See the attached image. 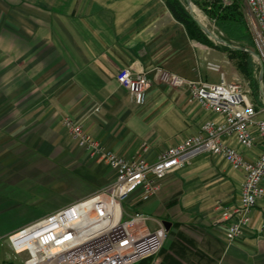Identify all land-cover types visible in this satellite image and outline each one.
Here are the masks:
<instances>
[{"label":"crops","instance_id":"crops-1","mask_svg":"<svg viewBox=\"0 0 264 264\" xmlns=\"http://www.w3.org/2000/svg\"><path fill=\"white\" fill-rule=\"evenodd\" d=\"M215 61L230 64L224 52L189 37L163 0H0V264L15 260L9 235L114 180L101 158L77 145L63 118L123 158L152 162L198 134L205 121H222L189 101L186 89L162 83L155 69L217 83L219 74L213 82L215 72L206 69ZM125 67L152 79L143 105L116 82ZM225 143L247 161L262 152L260 142L245 148L229 137ZM243 181V172L223 158L200 155L137 208L170 222L177 235L188 229L199 242L210 240L215 257L205 264H264V199L235 241L227 242L220 221L219 207L239 204ZM185 247L181 257L169 251L179 264L197 255Z\"/></svg>","mask_w":264,"mask_h":264},{"label":"built area","instance_id":"built-area-1","mask_svg":"<svg viewBox=\"0 0 264 264\" xmlns=\"http://www.w3.org/2000/svg\"><path fill=\"white\" fill-rule=\"evenodd\" d=\"M192 1L189 0L190 6ZM221 1L224 6L236 1L242 6L246 26L263 64L260 103L253 101L244 80L234 76L227 82L216 63L208 62L206 69L219 74L217 83L188 80L156 68V77L162 83L174 89H186L189 101L197 102L222 121H205L198 134L169 146L152 162L143 156L123 158L91 138L70 118H63L61 125L77 145L101 158L113 171L114 180L94 195L9 235L7 241L14 259L26 255L22 264H138L158 255L168 232L162 222L140 211L137 205L154 197L165 177L188 166L200 155L219 156L243 172L239 204L232 208L219 207L227 242L241 236L251 210L258 200L264 199V119H257L264 113V0ZM183 5L189 10L184 0ZM116 82L129 92L136 105L145 103L152 85L147 73L128 67L118 71ZM229 137L245 148L260 142V156L247 161L225 143ZM131 199L134 209L125 211L124 204ZM151 221L156 228L149 231L146 225Z\"/></svg>","mask_w":264,"mask_h":264},{"label":"rangeland","instance_id":"rangeland-1","mask_svg":"<svg viewBox=\"0 0 264 264\" xmlns=\"http://www.w3.org/2000/svg\"><path fill=\"white\" fill-rule=\"evenodd\" d=\"M216 0H213V1H206V0H193V7L195 9H197L201 15L203 16V20L200 21L203 25H205L209 30H211L216 36L218 37H221V38H225V39H228L230 41V43L234 46H246L248 49H251L253 51H255L257 53V49H256V45L252 39V37L250 36V33L248 31V28L246 26V23H245V20H244V15H243V9H242V6L241 4L236 1V8L238 9V13L240 14V17L242 19V22H243V26H239L237 27L236 29H234V31H232V33H227L228 31L226 30H222L221 26H219V22H218V14L217 15H214V13L211 14V11H212V7H211V3L214 2ZM181 2L183 3V0H181ZM216 6L220 5L221 8H224L226 6L223 5V2L221 0H217L216 2ZM193 13V12H192ZM194 15V14H193ZM195 16V15H194ZM196 18V17H195ZM197 19V18H196ZM222 24V22H221ZM241 36H247L248 38L251 39L252 43H253V46L251 47V45L249 46L246 41H243V40H240ZM208 38V37H207ZM209 39V38H208ZM210 41H212L211 39H209ZM199 42V41H198ZM213 42V41H212ZM201 43V42H200ZM214 45H218L220 47H225L223 45H220V44H217L215 42H213ZM204 44V43H203ZM207 45V44H205ZM207 46H210V45H207ZM212 47V46H210ZM212 48H216L222 52L225 53L226 55V58L228 59L229 61V65L227 64H222L220 65L218 62H213V63H216L220 66V69L221 71L225 74V80L227 82H230L232 81V74L233 73H238L239 74V77H240V80H244L247 84H248V87L250 88V91H251V94H252V99L253 101L255 102H259V94H257V92H254V90L252 91L251 89V85H250V82L245 79L237 70H236V67H235V63H236V60L233 59V58H230V56H228L227 52H225L224 50H222L221 48L219 47H216V46H213ZM253 61L256 63L257 65V68H258V63L257 61L253 58ZM234 69H233V68ZM237 71V72H236ZM212 75V79L211 81L213 82H216L218 80V73H213L211 74ZM257 103V104H258ZM39 209H42V207H39L36 209V211H39V212H43ZM124 209L125 211H131L134 209L133 207V202H132V199L127 201L125 204H124ZM159 220V219H158ZM161 220V219H160ZM147 229L149 231L153 230L154 228H156V225L151 221V222H148L147 225H146ZM178 229H175V228H171L168 232V236H167V239L162 247V249H167L168 246L170 247V244L172 242H176L177 241L180 243V246L179 244H176L178 250L179 247L184 249L183 245L184 246H188L190 245L191 248H193L195 250V253L197 254L196 256H194L193 254H189L188 256L186 257H183L182 256V259L184 260V262H186L187 264H195V262H199V264H205V262H207L206 260L210 259L211 257H215L214 254H211L212 253V250L210 249V247H212L211 245V241L208 240L207 238H204L202 239L201 242L198 241V239H196L194 237V235H196V233H189L190 231L188 229H184L182 230L181 232L184 233L183 234V237H182V241L178 240L177 238L178 235L177 232ZM177 232V233H176ZM199 235V234H197ZM194 237V240H192V238L190 239L189 237ZM177 237V238H175ZM185 238V239H184ZM195 241V242H194ZM199 242V243H198ZM161 249V250H162ZM198 251V252H197ZM218 251V250H217ZM171 252L174 253L173 250H171ZM176 252V251H175ZM167 255L168 257H173V255L169 252V250H162L158 253V255L152 257V258H149V259H145L143 260V262L140 264H165V262L163 261L164 258L163 256L164 255ZM176 256V255H175ZM181 257V255H180ZM24 258H26V255H22L20 257H18L17 259H15L13 261V264H22V261L24 260ZM175 258V257H174ZM12 262V261H10ZM139 264V263H138ZM208 264H212V262L208 263Z\"/></svg>","mask_w":264,"mask_h":264},{"label":"trees","instance_id":"trees-1","mask_svg":"<svg viewBox=\"0 0 264 264\" xmlns=\"http://www.w3.org/2000/svg\"><path fill=\"white\" fill-rule=\"evenodd\" d=\"M166 7L168 8L169 12L173 16V18L181 23L189 37L195 39L196 41H199L201 43L210 45V46H216L227 52L228 56L230 58H233L236 60L235 67L236 70L250 82L251 85V90L254 92H257L258 94V83H257V76H258V68L256 63L253 61V58L247 54L246 52H242L236 49H230L228 47H220L218 45H214L212 41H210L207 36L202 33L197 26L196 22L193 20V18L190 16L188 10L185 8L181 0H163ZM217 1V0H216ZM216 1L211 3L212 11L211 14L214 13V15L218 14V22L219 26H221L222 30L228 31L227 33H232L234 29H236L239 26H243L242 19L240 17V14L238 13V9L236 8V2L232 3L230 6H226L224 8H221L220 5L216 6ZM222 22V24H221ZM225 41L230 43L228 39L223 38ZM240 40L246 41V43L251 47L253 46V43L250 38L247 36H241ZM231 44V43H230ZM232 45V44H231ZM243 48H247L246 46H239ZM174 226V224L172 225ZM176 227H179L178 224H175ZM181 232V231H180ZM179 238L178 240L182 241L183 234L178 235ZM185 239V238H184ZM180 243L177 241L172 242L170 244V247L168 246L167 249H162L163 251L165 250H173L176 256L180 257L182 253L186 251V247L183 245L184 249L179 247L180 250L176 247ZM161 250V251H162ZM176 251V252H175ZM165 264H179L177 259L174 257H168L166 254L164 255V260ZM143 261H141L142 263ZM140 264V263H139Z\"/></svg>","mask_w":264,"mask_h":264},{"label":"water","instance_id":"water-1","mask_svg":"<svg viewBox=\"0 0 264 264\" xmlns=\"http://www.w3.org/2000/svg\"><path fill=\"white\" fill-rule=\"evenodd\" d=\"M186 5L190 6L189 0H184ZM190 16L193 18V20L196 22L197 26L199 27L200 31L204 33L209 39H211L213 42L223 45L225 47H228L230 49H236L242 52H246L249 54L252 58H254L257 63H258V76H257V83H258V91L261 94L262 93V82H263V64L260 59V56L258 53L255 51L248 49V48H243L239 46H234L225 41L223 38L216 36L211 30H209L205 25H203L198 19H196L193 16V13L189 11ZM163 225L165 227V230L168 232L171 228V223L167 221H163Z\"/></svg>","mask_w":264,"mask_h":264},{"label":"bare ground","instance_id":"bare-ground-1","mask_svg":"<svg viewBox=\"0 0 264 264\" xmlns=\"http://www.w3.org/2000/svg\"><path fill=\"white\" fill-rule=\"evenodd\" d=\"M188 9H189V11L193 12V14L195 15V16L194 15L193 16L196 17L199 21L203 20V16L201 15V13L197 9H195L193 7V4Z\"/></svg>","mask_w":264,"mask_h":264}]
</instances>
